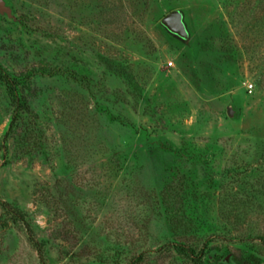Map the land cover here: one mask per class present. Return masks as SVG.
Segmentation results:
<instances>
[{
  "label": "rangeland",
  "instance_id": "1",
  "mask_svg": "<svg viewBox=\"0 0 264 264\" xmlns=\"http://www.w3.org/2000/svg\"><path fill=\"white\" fill-rule=\"evenodd\" d=\"M0 264H264V0H0Z\"/></svg>",
  "mask_w": 264,
  "mask_h": 264
},
{
  "label": "trees",
  "instance_id": "2",
  "mask_svg": "<svg viewBox=\"0 0 264 264\" xmlns=\"http://www.w3.org/2000/svg\"><path fill=\"white\" fill-rule=\"evenodd\" d=\"M2 75L5 78L6 88H7V91L9 93L10 97H11V101L14 105L13 115H12V118H11L10 123H9V127H11L12 124H14V122L18 118V112L20 111V109H22L24 107L25 104L18 100L15 84L8 77H6L5 74H2ZM1 205L3 208H5V210L9 214H11L12 219L21 220V221L24 220L25 213L15 203H9V202L3 201L1 203ZM27 229L30 230L31 228L29 226H27ZM30 240L33 241L35 247H37V249H39V244H38V242L35 241L33 236L30 237Z\"/></svg>",
  "mask_w": 264,
  "mask_h": 264
},
{
  "label": "water",
  "instance_id": "3",
  "mask_svg": "<svg viewBox=\"0 0 264 264\" xmlns=\"http://www.w3.org/2000/svg\"><path fill=\"white\" fill-rule=\"evenodd\" d=\"M162 22L170 29L183 34V27L180 21V15L178 11L171 10L165 14L162 18Z\"/></svg>",
  "mask_w": 264,
  "mask_h": 264
},
{
  "label": "built area",
  "instance_id": "4",
  "mask_svg": "<svg viewBox=\"0 0 264 264\" xmlns=\"http://www.w3.org/2000/svg\"><path fill=\"white\" fill-rule=\"evenodd\" d=\"M247 87L250 90L252 88V84H248Z\"/></svg>",
  "mask_w": 264,
  "mask_h": 264
}]
</instances>
